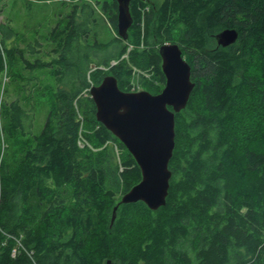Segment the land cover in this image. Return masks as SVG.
<instances>
[{
  "label": "trees",
  "instance_id": "obj_1",
  "mask_svg": "<svg viewBox=\"0 0 264 264\" xmlns=\"http://www.w3.org/2000/svg\"><path fill=\"white\" fill-rule=\"evenodd\" d=\"M25 1L70 11L46 50L28 45L34 60L0 24V264H264V0H131L127 40L115 0ZM225 29L239 33L229 47L216 40ZM164 43L180 46L196 87L176 114L167 204L152 211L120 204L141 169L90 88L113 75L125 92L160 94ZM20 63L55 80L39 132L43 87L19 83ZM20 85L24 98L4 100Z\"/></svg>",
  "mask_w": 264,
  "mask_h": 264
},
{
  "label": "water",
  "instance_id": "obj_2",
  "mask_svg": "<svg viewBox=\"0 0 264 264\" xmlns=\"http://www.w3.org/2000/svg\"><path fill=\"white\" fill-rule=\"evenodd\" d=\"M115 1L118 35L127 40L133 25L131 0ZM238 37L237 30L225 29L216 35V40L219 46L229 47ZM159 54L166 78L160 94L125 92L113 75L90 88L97 120L124 144L141 169V182L122 197L120 204L142 202L152 211L167 204L172 179L169 166L176 147V114L186 109L196 87L192 67L178 44L164 43Z\"/></svg>",
  "mask_w": 264,
  "mask_h": 264
},
{
  "label": "rangeland",
  "instance_id": "obj_3",
  "mask_svg": "<svg viewBox=\"0 0 264 264\" xmlns=\"http://www.w3.org/2000/svg\"><path fill=\"white\" fill-rule=\"evenodd\" d=\"M29 4L30 3L25 0H0V24H7L9 21L12 22L11 24L18 36L14 37L9 43L15 45L19 50L25 52L27 59L34 60L36 55H32L30 51L26 53L28 45L35 44V40H39L40 42L44 43L43 49L46 50L49 46L46 44L47 42H45L44 39L49 36L52 28L57 24H59L61 28L64 27L66 22L65 16L69 13L70 8L64 9L60 7L58 3L51 2L43 4L34 3L29 9ZM100 25L104 31V33H102V38L111 39L114 36V32L109 29V26H107L104 21H102ZM17 71L21 74V79L24 77L23 81H20L19 83L23 84L26 77L32 80L37 78L41 84V89L43 87L42 92L40 91L38 95L32 97V99H34L36 102H40L39 106L36 107L37 115L35 120V132H39L43 127L47 110L48 98L46 96V88L55 87V80L48 70L35 71L34 74H29L25 72L24 66L21 63L18 66ZM10 82V77L7 75L5 78L6 85H8ZM24 86H9V96L5 95L4 100L9 102L15 100L18 97V91L22 93L21 96L24 98L25 93L22 92V88ZM23 142L26 143L27 140H24Z\"/></svg>",
  "mask_w": 264,
  "mask_h": 264
}]
</instances>
